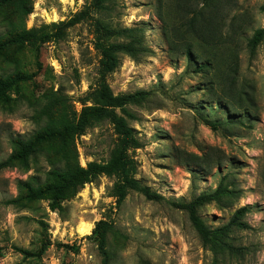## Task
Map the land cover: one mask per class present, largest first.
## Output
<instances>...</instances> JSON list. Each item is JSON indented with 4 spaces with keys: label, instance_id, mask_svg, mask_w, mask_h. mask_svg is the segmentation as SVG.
Here are the masks:
<instances>
[{
    "label": "rangeland",
    "instance_id": "rangeland-1",
    "mask_svg": "<svg viewBox=\"0 0 264 264\" xmlns=\"http://www.w3.org/2000/svg\"><path fill=\"white\" fill-rule=\"evenodd\" d=\"M29 2L31 12L16 20L0 0V34L11 23L49 26L46 32L55 23L63 35L11 45L13 61L0 56V74H34L9 91V102L0 101V161L12 150L11 138L29 137L42 125L35 115L43 95L75 113L91 104L99 20L133 29L138 40L136 57L120 53L106 81L113 94L133 95L127 105L133 118L126 120L140 142L129 152L134 177L163 199L129 191L117 206L111 195L116 179L101 174L63 199L60 209L45 199L6 204L18 194L17 180L47 177L52 163L37 154L27 168L0 170V264H101L97 240L88 237L98 222L111 228L107 264H264V0H104L97 8L92 0ZM88 6V18L63 26ZM116 141L107 120L88 127L74 140L79 164L106 161ZM220 184L224 194L202 206L200 217L220 229L246 206L241 220L248 227L221 230L204 243L187 213L171 202Z\"/></svg>",
    "mask_w": 264,
    "mask_h": 264
},
{
    "label": "trees",
    "instance_id": "trees-1",
    "mask_svg": "<svg viewBox=\"0 0 264 264\" xmlns=\"http://www.w3.org/2000/svg\"><path fill=\"white\" fill-rule=\"evenodd\" d=\"M4 1L11 6L16 20H24L31 12L32 6L29 0ZM103 1L92 0L90 7L102 6ZM90 7L74 14L63 23V26H73L88 18ZM94 25V48L99 53V60L97 86L89 96L91 104L83 106L79 113H75L62 100H55L50 95L41 97L40 103L43 105L35 117L42 119V125L29 137L11 138L12 150L7 158L0 161V170L14 165L27 168L30 159L40 153L51 161L52 167L47 171V177L43 180L37 176H32L30 180H17L18 194L6 200V204L22 205L45 199L48 200L51 209H60L63 199L75 195L86 183L92 182L101 174L115 177L111 195L115 198L117 206L122 203L129 191H135L152 201L163 199L160 194L134 177L135 166L129 152L138 148L140 142L126 120V117L133 118V114L127 108V105L133 101V95L113 94L106 81V76L119 66L120 53L136 57L138 40L132 35L133 29L112 28L103 25L99 20H95ZM48 27L26 29L11 23L10 28L0 34V56L4 57V61H13L7 51L11 45L28 40L45 42L47 39L57 40L62 37L63 32L58 24L52 23L50 28L53 30L46 32L45 29ZM260 33L261 30L255 32L254 43L258 41ZM112 38L128 40L112 42L110 41ZM33 75V73L25 74L18 69L0 74V101L9 102V91L19 82L31 79ZM104 120L111 124L117 136L115 147L106 161H89L85 166H81L74 140L88 127ZM206 124L212 129L216 128V124L212 121ZM223 194L224 189L220 184L212 192L199 194L189 201L171 202V204L187 213L192 227L205 243L211 234H216L221 230L227 231L231 227H248V224L241 220L248 211L246 206L240 207L227 225L220 229H212L200 217L198 210L205 204L219 201ZM106 224V222H98L88 236L97 240L101 264H107L106 242L107 233L111 231V228ZM45 247L42 246L40 251H43Z\"/></svg>",
    "mask_w": 264,
    "mask_h": 264
}]
</instances>
